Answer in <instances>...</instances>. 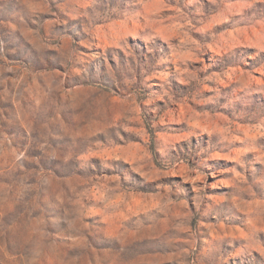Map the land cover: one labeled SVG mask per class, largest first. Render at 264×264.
Segmentation results:
<instances>
[{"label":"rangeland","instance_id":"374dc122","mask_svg":"<svg viewBox=\"0 0 264 264\" xmlns=\"http://www.w3.org/2000/svg\"><path fill=\"white\" fill-rule=\"evenodd\" d=\"M0 264H264V0H0Z\"/></svg>","mask_w":264,"mask_h":264}]
</instances>
